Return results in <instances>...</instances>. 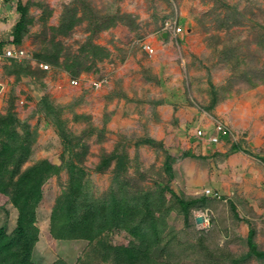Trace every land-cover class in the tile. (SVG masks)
<instances>
[{"label": "rangeland", "instance_id": "374dc122", "mask_svg": "<svg viewBox=\"0 0 264 264\" xmlns=\"http://www.w3.org/2000/svg\"><path fill=\"white\" fill-rule=\"evenodd\" d=\"M21 1L29 57L13 62L2 51L18 0H0V116L30 141L21 171L44 159L60 166L36 207L34 264H117L113 248L138 245L136 233L108 222L91 241L51 232L55 207L80 218L103 202L141 211L150 202L159 264H231L228 252L248 250L247 223L264 249V0ZM73 14L82 19L65 30ZM167 20L181 30L164 36ZM56 44L59 65L43 56ZM218 124L227 133L215 142ZM233 143L242 149L225 154ZM174 194L207 202L186 220ZM0 204L10 234L18 210L1 192Z\"/></svg>", "mask_w": 264, "mask_h": 264}, {"label": "trees", "instance_id": "16d2710c", "mask_svg": "<svg viewBox=\"0 0 264 264\" xmlns=\"http://www.w3.org/2000/svg\"><path fill=\"white\" fill-rule=\"evenodd\" d=\"M16 9L19 12V18L13 26L12 38L7 44L20 45L31 18L27 3L18 0ZM71 17L65 30L69 31L82 19L81 17H76L75 14ZM3 45L4 43L0 42V48ZM57 45L46 50L48 53L43 56L54 64L59 65L61 48L57 47ZM11 60L17 62L13 59ZM73 74L76 75L77 72ZM16 121L17 119L10 115L0 116V192L8 195L18 210L16 227L12 233L8 234L3 227H0V264H34L31 255L33 247L38 240L39 231L35 224L36 207L42 198V186L45 180L49 176L57 174L60 166H56L49 160L44 159L21 171V166L30 152V141L26 135H20L16 131ZM241 149L239 143H233L225 154L228 155ZM184 154L186 156H195L190 151H184ZM167 158L166 167L171 172L170 157ZM16 175L18 176L17 179H15ZM77 177L80 179L79 175ZM81 190L80 183L76 189L73 186L71 196H78ZM174 195L178 199L186 220H188L192 206L204 205L207 202V198L204 195L188 199ZM143 206L144 212L138 208V205L130 204L126 208L117 202L111 205L106 202L100 204L92 203L88 210L82 213L80 218L70 214L72 207L68 211H61L60 213L59 209L55 207L51 216V232L59 239L86 238L91 241L102 231L105 226L104 223L108 222L109 227L124 228L140 237L138 245L130 243L127 246H115L113 248L112 251L117 264H159L153 257L155 254L153 249L157 242L161 241L158 233V222L153 217L150 202L148 200L144 201ZM231 207L235 217H239L233 202H231ZM1 208L2 205L0 204ZM64 212L66 213L63 214ZM150 228L152 234L146 233ZM254 234L255 229L250 226L246 238L248 250L244 254L239 256H235L232 252L226 254L231 264H240L252 257L264 260V249H258L253 239ZM161 253L163 252L161 251Z\"/></svg>", "mask_w": 264, "mask_h": 264}, {"label": "built area", "instance_id": "2783aa9c", "mask_svg": "<svg viewBox=\"0 0 264 264\" xmlns=\"http://www.w3.org/2000/svg\"><path fill=\"white\" fill-rule=\"evenodd\" d=\"M168 28H171L172 32H174L176 34L181 30V27L177 24V21H174V20L173 21H171V20L166 21V23L164 25V30H165L164 32H167ZM2 56L5 58H12V59H16V60H21L23 58L29 57V55L27 54V52L24 48H21V47L15 46V45H9V46L5 47L3 49ZM41 66H43L44 68L49 67L48 64H42V63H41ZM72 82L76 83L77 80L72 79ZM197 133L199 136L204 134L203 131L199 128L197 129ZM226 133H227V128L221 124H218L217 128H216V135L212 136L211 140L217 142L219 140V135H225ZM206 192L208 194L212 193V191L210 189H207ZM213 195L216 196L217 194L214 193Z\"/></svg>", "mask_w": 264, "mask_h": 264}, {"label": "clouds", "instance_id": "9594fccd", "mask_svg": "<svg viewBox=\"0 0 264 264\" xmlns=\"http://www.w3.org/2000/svg\"><path fill=\"white\" fill-rule=\"evenodd\" d=\"M167 34H168V32H166ZM9 45H15V44H11V43H9L8 45H5V47H7V46H9ZM15 46H18V47H21V48H23L22 46H20V45H15ZM4 47V48H5ZM3 48V49H4ZM26 50V49H25ZM3 52V51H2ZM27 52V51H26ZM28 54V53H27ZM29 55V54H28ZM8 59H12V58H8ZM23 59H25V58H23ZM23 59H21V60H23ZM13 60H15V61H21V60H16V59H13ZM41 67H43V66H41ZM44 68V67H43ZM214 196V195H213ZM205 220H207L206 218H205Z\"/></svg>", "mask_w": 264, "mask_h": 264}, {"label": "water", "instance_id": "95a60500", "mask_svg": "<svg viewBox=\"0 0 264 264\" xmlns=\"http://www.w3.org/2000/svg\"><path fill=\"white\" fill-rule=\"evenodd\" d=\"M163 34H164V36H166V35H167V33H166V32H164ZM0 87H1V86H0ZM196 220H197V222H202V221H204V220H205V218H204L203 216H198V217L196 218Z\"/></svg>", "mask_w": 264, "mask_h": 264}, {"label": "crops", "instance_id": "0c3cea01", "mask_svg": "<svg viewBox=\"0 0 264 264\" xmlns=\"http://www.w3.org/2000/svg\"><path fill=\"white\" fill-rule=\"evenodd\" d=\"M247 226H248V232H249V229H250L251 224L250 223H247ZM248 232H247V235H248Z\"/></svg>", "mask_w": 264, "mask_h": 264}]
</instances>
